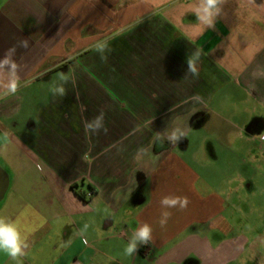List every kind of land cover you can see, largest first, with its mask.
<instances>
[{"label":"crops","instance_id":"0c3cea01","mask_svg":"<svg viewBox=\"0 0 264 264\" xmlns=\"http://www.w3.org/2000/svg\"><path fill=\"white\" fill-rule=\"evenodd\" d=\"M199 4L0 0L20 82L0 96V217L28 245L0 264H264V0H225L213 28ZM100 112L107 133L86 131ZM168 195L190 202L161 228ZM142 223L155 243L128 256Z\"/></svg>","mask_w":264,"mask_h":264},{"label":"clouds","instance_id":"9594fccd","mask_svg":"<svg viewBox=\"0 0 264 264\" xmlns=\"http://www.w3.org/2000/svg\"><path fill=\"white\" fill-rule=\"evenodd\" d=\"M225 0H200V4L196 9L197 18L201 23L209 28H213L215 20L223 14V4ZM21 46L27 48V40L21 41ZM203 55L201 50H195L188 53L186 56L187 72L193 76L199 75L197 63ZM18 66L10 58L5 57L0 60V96L14 95L17 93L20 82L17 76ZM62 80L65 78L62 76ZM66 82V81H65ZM31 81H27L30 84ZM55 95L65 96L66 89L63 84L58 85L53 90ZM193 99L200 101L202 98L198 95ZM86 131L92 133H99L103 130L107 133L108 129L104 121V113L100 112L99 115L95 116L92 120L85 123ZM185 136V132L182 129H175L166 137L161 132H156L154 138V145L158 148L163 149L165 141L171 144H176ZM139 151H144L140 149ZM189 199L182 196H164L160 200V205L163 211L161 212L159 225L161 228L165 227L172 213L168 209L177 208L184 210L189 204ZM153 228L148 223H142L133 233L132 238L128 242L125 248V254L128 256L136 255L141 245H153L155 243L153 238ZM26 238L21 234L18 227L8 220L7 218L0 217V251L5 252L12 259H16L24 254V249L27 248Z\"/></svg>","mask_w":264,"mask_h":264},{"label":"rangeland","instance_id":"374dc122","mask_svg":"<svg viewBox=\"0 0 264 264\" xmlns=\"http://www.w3.org/2000/svg\"><path fill=\"white\" fill-rule=\"evenodd\" d=\"M247 167V169H249L250 167L249 166H245V168ZM138 196V195H137ZM241 199H243V201L245 202L246 200H247V198H245V197H240V200ZM249 200V199H248ZM263 200H264V197H258V198H255V203L257 204V205H260V204H262L263 203ZM134 199H132V201H131V204L132 205H136V204H134ZM248 201H246V203H247ZM256 215L257 214H249V216H248V218L249 219H254L255 217H256Z\"/></svg>","mask_w":264,"mask_h":264},{"label":"built area","instance_id":"2783aa9c","mask_svg":"<svg viewBox=\"0 0 264 264\" xmlns=\"http://www.w3.org/2000/svg\"><path fill=\"white\" fill-rule=\"evenodd\" d=\"M146 246V245H145Z\"/></svg>","mask_w":264,"mask_h":264}]
</instances>
